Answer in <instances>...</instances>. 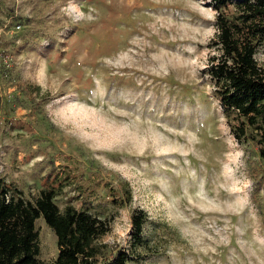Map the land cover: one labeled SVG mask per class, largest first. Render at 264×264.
<instances>
[{
  "label": "rangeland",
  "instance_id": "obj_1",
  "mask_svg": "<svg viewBox=\"0 0 264 264\" xmlns=\"http://www.w3.org/2000/svg\"><path fill=\"white\" fill-rule=\"evenodd\" d=\"M216 13L212 0H0V176L28 197L60 184L61 207L111 219L103 239L127 264H264V158L213 92ZM37 226L55 264L56 235Z\"/></svg>",
  "mask_w": 264,
  "mask_h": 264
},
{
  "label": "trees",
  "instance_id": "obj_2",
  "mask_svg": "<svg viewBox=\"0 0 264 264\" xmlns=\"http://www.w3.org/2000/svg\"><path fill=\"white\" fill-rule=\"evenodd\" d=\"M212 2L217 32L209 43L207 67L213 92L236 140L252 144L264 158V0ZM59 187L46 185L28 197L0 176V264H46L40 218L57 238L55 264H127L131 252L103 239L111 231V219L72 203L61 207L55 201ZM148 219L143 208L132 214L134 242L144 248Z\"/></svg>",
  "mask_w": 264,
  "mask_h": 264
}]
</instances>
